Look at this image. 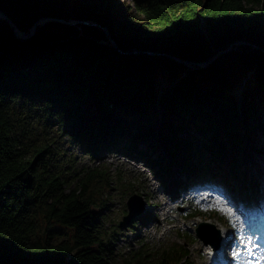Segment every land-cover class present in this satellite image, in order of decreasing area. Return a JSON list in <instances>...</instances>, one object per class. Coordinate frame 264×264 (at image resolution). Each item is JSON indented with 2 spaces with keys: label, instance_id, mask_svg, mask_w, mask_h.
I'll return each mask as SVG.
<instances>
[{
  "label": "trees",
  "instance_id": "16d2710c",
  "mask_svg": "<svg viewBox=\"0 0 264 264\" xmlns=\"http://www.w3.org/2000/svg\"><path fill=\"white\" fill-rule=\"evenodd\" d=\"M118 2L79 0L71 13L68 0H0L23 32L47 18L77 21L48 20L19 39L0 20V264L189 263L177 242L116 254L119 230L98 218L106 188L124 178L105 168L72 175L51 133L93 158L123 153L178 185L231 191L239 179L257 191L263 168L249 161L264 154V0H131L133 15ZM231 54L245 61L235 84L224 72ZM164 67L174 80L159 90Z\"/></svg>",
  "mask_w": 264,
  "mask_h": 264
},
{
  "label": "rangeland",
  "instance_id": "374dc122",
  "mask_svg": "<svg viewBox=\"0 0 264 264\" xmlns=\"http://www.w3.org/2000/svg\"><path fill=\"white\" fill-rule=\"evenodd\" d=\"M68 1L70 5L73 6L69 10L72 13L75 7L74 5H76L79 0ZM116 8L117 10H122V12L127 15L135 14L134 5L131 3V0H119ZM244 62L243 56L241 59L232 54L226 57L224 72L230 83L232 82L235 84L237 79L243 77L244 73L242 71H244ZM240 71L242 76L239 73ZM171 76L174 75L168 71V68L164 67L160 70L157 76L159 90L163 89L165 86L171 85L174 80V77ZM171 78H173L172 81ZM256 94L259 99H262L260 98L261 96L259 95L260 93L258 89H256ZM262 101L263 100H260L256 104V107L262 112L264 118ZM160 116V114L155 112L152 120L159 123L158 117ZM241 118L245 119V114L242 113ZM175 120L178 121V119ZM159 129H163L162 124L159 126ZM51 134L59 146L60 153L62 152L63 156L69 161L67 168L73 175L82 169H88L91 171L95 168H105L110 174H116L119 172L123 176L125 180L124 185L120 186L115 183L111 185V187L106 188L105 195L108 198L107 200L105 199V203L102 205V210L100 211L102 216L101 218H98V224L109 232L119 230V241L117 246L114 245L113 247L116 254L128 250H137L144 242L159 248L160 246L169 244L173 241H179L180 233L190 232L195 234L197 225L203 220L215 222L219 229L220 225H222L223 229H220L222 232L224 229L227 230V232H225V238H223L225 241L224 244H226L227 241L232 242L236 239L235 232H237V234L241 233V228L245 221L250 220L253 215L261 214L262 210H264V200L258 199L257 201H254L253 193L251 191L247 192V197L253 202H250L247 205L241 203L239 198L232 197V199H230V203L239 204V210L233 209L230 205L220 203V200H212L209 205H206V203H203L201 200L191 201L190 196L185 192L182 193V195H176L175 192H173V186L171 183H163L162 180L157 175L155 176L146 165L138 161H134L117 153H106L104 156L96 160L91 158L90 153L85 152L81 147L73 145L70 139L66 138L68 137L67 135H65L66 137H58L56 133ZM262 141L263 138L260 139L259 146L264 145ZM256 156L257 157L250 159L251 161H249V164L258 163L264 168V154L257 153ZM263 179L264 177L261 178V181H263ZM168 181H170V179H168ZM235 183V185H239L238 181ZM201 186L202 189L200 190H205L209 187L214 188V186L217 187L214 183H211V185L207 183ZM218 189L221 192H224L225 196L231 197V193L227 191L225 187L218 186ZM132 190L141 196L143 211L137 213L141 204L138 200H135L133 203V211L136 213L135 220L130 226L119 227L118 222L122 220L125 215L123 211H127V200L132 194ZM155 193L157 198H162L164 201V206L158 216L156 215L158 207L154 204L155 197L153 195ZM237 193L239 194V189H237ZM221 205L225 207H222ZM192 206L200 207L201 217H188ZM149 210L153 215L147 214ZM210 210L213 211V218H211V215L209 214ZM220 217L227 219L225 222L226 226L220 221ZM155 222H159L161 226H154L153 224ZM63 232L69 235L67 229L64 228ZM211 238L216 241V233L211 232ZM112 240L115 242L116 239ZM210 246L211 245H208V242H203L197 238L196 243L191 246V264H208L206 251Z\"/></svg>",
  "mask_w": 264,
  "mask_h": 264
},
{
  "label": "water",
  "instance_id": "95a60500",
  "mask_svg": "<svg viewBox=\"0 0 264 264\" xmlns=\"http://www.w3.org/2000/svg\"><path fill=\"white\" fill-rule=\"evenodd\" d=\"M0 19H3V20H6L9 22L11 28L13 29L14 33L16 34V36L19 38V39H27L29 38L30 36H32L35 32V29H36V26L39 25V24H42V22H46L48 20H55V21H59L61 23H67V24H75L77 23V21H66L64 19H58V18H47V19H43V20H40L38 23H36L34 25V27L30 30V32H23L21 31L17 25L14 23V21L8 17L3 11L0 10ZM85 24L89 25V24H93V25H98L97 23H92L91 21H83ZM202 26L205 27V22L204 20H202ZM105 32L109 38V40L111 41V45L114 46V47H117L116 45V42L112 39L110 33L108 32V30L105 28ZM224 51H221L219 53H217L210 61L206 62V63H201L199 64V67H205L207 66L211 61H213L217 56H219L221 53H223ZM178 60L179 62H181L183 65L185 66H188L190 68H194V63L191 62V61H182V60H179V59H176ZM139 200V197L137 195H133L129 198L128 200V207H129V213L124 217L123 221L120 222L121 226H124V225H127L130 223V221L132 220V218L135 216V213L133 211V203L135 200ZM206 227H213V225H210V224H207V223H203L199 228H198V233L199 235L204 238V235H203V229L206 228ZM220 243V239H218V242L216 243V245L218 246Z\"/></svg>",
  "mask_w": 264,
  "mask_h": 264
},
{
  "label": "bare ground",
  "instance_id": "6f19581e",
  "mask_svg": "<svg viewBox=\"0 0 264 264\" xmlns=\"http://www.w3.org/2000/svg\"><path fill=\"white\" fill-rule=\"evenodd\" d=\"M153 196L155 197V203L154 204L157 205V207H158V211L156 213V215L158 216L161 213V210H162V208L164 206L163 205L164 204V201H163L162 198H157L156 193ZM153 225L154 226H157V227L161 226V224L159 222H155ZM222 227L223 226L220 225V229H222ZM222 235L225 236V232L224 231H223ZM233 244H234V242H228L227 245H226V250L227 251L232 250Z\"/></svg>",
  "mask_w": 264,
  "mask_h": 264
},
{
  "label": "snow or ice",
  "instance_id": "6c2138e0",
  "mask_svg": "<svg viewBox=\"0 0 264 264\" xmlns=\"http://www.w3.org/2000/svg\"><path fill=\"white\" fill-rule=\"evenodd\" d=\"M251 240L250 238L245 242V246L247 247V244H250ZM257 247H259L257 245ZM249 251H251V249H248ZM232 255L234 257H238L240 255V250L234 249L232 252ZM264 261V255L260 256L259 259L256 261V264H261V262ZM245 264H247V262H245Z\"/></svg>",
  "mask_w": 264,
  "mask_h": 264
}]
</instances>
